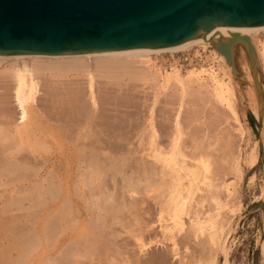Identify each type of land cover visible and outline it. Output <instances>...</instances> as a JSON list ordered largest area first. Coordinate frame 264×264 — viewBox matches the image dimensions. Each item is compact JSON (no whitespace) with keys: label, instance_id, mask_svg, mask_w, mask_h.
<instances>
[{"label":"bare ground","instance_id":"6f19581e","mask_svg":"<svg viewBox=\"0 0 264 264\" xmlns=\"http://www.w3.org/2000/svg\"><path fill=\"white\" fill-rule=\"evenodd\" d=\"M262 32L264 27L246 29L255 58L249 52L238 68H231L214 45L205 44L206 39L152 51L0 54V234L4 236L0 264H30L31 253L38 246H48L50 240L58 242L56 253L41 264H169L171 254L175 260L179 258L178 237L185 231L187 215L196 233L209 229L215 242V220L204 205L211 203L212 211L219 209V215L220 209L228 207L221 200V191L227 197L232 194L231 183L220 180L215 167L219 139L223 152L219 161L228 166L225 174L221 172L225 176L235 173L242 177V148L237 144L239 149L234 151L228 131L208 144L203 141L208 135L202 139L190 135L191 126L201 123L195 109L198 101L193 105L198 116L191 113L192 117L185 118L186 106L191 100L194 103L190 98L202 96L212 108L223 107L228 120L236 125L232 127L244 138L233 80L236 70L240 83L246 84L242 88L245 102L258 118L263 116L264 127ZM195 46L212 48L213 56L220 58L218 68L200 65L183 71L174 62L165 70L152 56L182 53ZM124 76L151 90L142 88L143 93H150L151 103L140 107V113L138 108L136 112L121 109L126 102L118 103ZM164 96L172 100L159 109ZM168 105L173 106L172 116ZM139 119L143 122L136 124ZM185 119L190 120L188 125ZM187 137L192 138L190 143ZM250 159L254 163V154ZM151 202L158 205V221L154 220L162 234L155 233L157 223L149 218ZM15 210L22 213L13 215ZM23 210L31 212L26 215ZM33 211L38 212L37 219H31ZM87 218L90 220L83 226ZM79 221L85 229L79 227L83 236L67 234ZM11 224H15L14 235L9 241ZM159 233L171 241L169 258L155 257L151 250L154 243L165 240L159 239ZM230 240L224 239L226 251ZM12 249L18 252L16 258L10 255Z\"/></svg>","mask_w":264,"mask_h":264},{"label":"water","instance_id":"95a60500","mask_svg":"<svg viewBox=\"0 0 264 264\" xmlns=\"http://www.w3.org/2000/svg\"><path fill=\"white\" fill-rule=\"evenodd\" d=\"M263 27L264 0H0V54L152 51L206 39L238 68L249 52L255 58L246 29Z\"/></svg>","mask_w":264,"mask_h":264},{"label":"rangeland","instance_id":"374dc122","mask_svg":"<svg viewBox=\"0 0 264 264\" xmlns=\"http://www.w3.org/2000/svg\"><path fill=\"white\" fill-rule=\"evenodd\" d=\"M259 38L264 39V32H262L259 35ZM209 49L210 48L205 50L199 46H195L193 49L183 51L182 53L165 52V53H162L159 55L153 54L152 56L156 60L158 65H160L165 70L171 69L174 62L176 63V65L181 67L183 71H186L187 69L192 68V66L197 67L200 65H204L206 67H210L211 65H214L215 68H218V65L220 63V61H219L220 58H217L216 54L213 56L214 53L210 52L212 48L210 50ZM196 50H199V52ZM189 66H191V67H189ZM121 79H122L121 80L122 82L119 80L121 82L120 83L121 88L123 89V90L121 89L122 92H120V93H122V95L119 93L121 95V96L119 95L121 99L116 94L118 97L117 99L121 100L118 102L119 104L121 102L123 104H125V102H126L125 106L121 104V107H122L121 109L126 107L125 110L132 112L134 109H137V108H138L137 110H139L143 107L145 108V105H147L146 104L147 102L149 104L151 103V101L149 100V99H151L150 93L148 95H147V93L146 94L143 93V91L145 89H147L148 86L142 87V84L131 79L129 76H124ZM233 80H234V83L236 84V87L238 88L237 93H238L239 100L237 102V109H238V112L240 113L239 114L240 119L244 125V130H245L244 138H241V136H239L240 133L235 130L236 125H235L234 121L233 120L230 121V119L228 120L227 113H226L225 109L221 106H219L217 109L212 108L214 106H209L210 105L209 103H208L209 105L205 104L206 102L204 101L202 96L201 97L200 96L194 97L195 101H194L193 97L189 99V101L191 99H193L194 103H192V100H191L189 102V104L186 106L187 107L186 110H188V112L186 111L187 113H185V118L192 117L194 115V113L197 115L196 111L194 110L193 105H195V103L198 101V103H196V105H198V107L195 105L196 106L195 109L198 108L196 110H197L199 116L198 115L197 116L199 117L201 123L194 124L191 126L190 129L193 133L189 130V133L191 132L190 135H196L201 139L207 135H208V137L213 136V138L211 140H210V137H209V139H208V137L207 138L205 137L203 139L204 143L208 144L210 142H216L222 136V134H224V133L227 134L226 131H228V134H231V136H232L231 139H233V140H231V139L230 140H231V145H233L232 148L234 149V151L235 150L237 151V149H239L238 148L239 146H240V148H242V161H241L242 177L238 178L235 173H228V175L226 174L227 177L222 174V173L225 174V171H226L225 169H227L228 166L223 164L221 161H219L220 160L219 156H222L220 154H223V152L221 150L222 142L219 139L220 144H218L217 147L221 150V152H219L220 151L219 150L216 153L217 154V162H216L217 166H215V167H216L217 173L221 174V176H220V174H218L219 177H221L220 180H222V178H223L225 181H227V183L228 182L231 183L230 190L232 191L231 192L232 194L229 197H227L228 194H227V192H225V190H223V192L221 191V194H220L221 200L223 202L227 201L224 203L227 204L228 207H224V208L220 209L221 211L219 212V215H216V213L218 212L219 209H215V211L214 210L212 211V209H214L213 208L214 206L210 202H209L210 205L207 202L204 205L205 207L203 209L205 210V212L207 214H210L215 220V225L217 227L216 235H215V239H216L215 242L212 241V239L210 237L209 229L204 234L196 233L194 228L192 227V220H191L190 216L189 217H188V215L185 216V219H184L185 223H186L185 231H183L178 237V243H179V247H180L179 258H177L178 260H175L174 258H176V256H174V253L171 254L172 252H170L171 241L168 240V242H167V239H165L164 236H161L163 231L161 228H158L159 223L156 222V220L158 221V216H159L158 215V209L156 207L158 205L156 204V202H151L153 204V205L150 204L152 206V209L150 210L152 215L150 213V216L149 215L148 216H149V218L152 217L153 220L156 219V220H154L157 223L155 225V226H157V227H155L156 228L155 233L157 231L161 233V234L160 233L158 234L159 239H165L164 241H162V243L159 242L158 244L156 243V245L154 243L152 245L153 248H151V250H152V252L155 251L154 252L155 257H159V255H165L166 256L169 252L172 255L171 259L169 258V257H171V255L168 254L169 257L167 255V257L170 260L169 264H171V263L177 264V262H178V264H226V261H225L226 260V258H225V251L226 250L224 248L225 246H223V245H224V239L227 242L229 240V238L231 240H230V243L228 244V251H226L228 253V261H229L228 264H264V127H263V123H262V126L260 125L258 117L250 109L248 103L245 102V99L243 97L244 94H243L242 88L246 87V84H244V85H243V83L241 84L240 78L238 79L237 76L235 75V73L233 74ZM260 81H261V88H262L263 101H264V77L263 76L260 77ZM125 84H129V85H127V87H126ZM132 86H134L135 88ZM254 86H255V84L253 82L252 88L254 90L253 89L252 90L256 94L257 91H256V88ZM142 88L144 90H142ZM44 89H46V88H44ZM131 89H133V90H131ZM54 90H56V89H54ZM147 90L149 91L150 89H147ZM147 90H145V91H147ZM56 91H58V90H56ZM129 91L131 94L129 93ZM170 93H172V92L171 91L168 92L169 95H170ZM135 96H136V98H135ZM47 97L48 96H46V98ZM165 97L166 96H164L162 98V100H163L162 104H160L158 106V108L164 107L165 101L169 102L170 100H172L170 96H169L170 98L168 96H167L168 98L166 97L169 100L164 99ZM117 99H116V101H117ZM144 100L146 102H144ZM201 102H203V103L201 104ZM138 104H139V107H137ZM128 105H130L131 107L130 106L128 107ZM127 107L130 109H128ZM172 107H173L172 105L167 106V108L169 109V114H171L170 116H172V114H173ZM159 109H161V108H159ZM191 110L194 112H191ZM134 111L136 112V110H134ZM139 113H140V110H139ZM191 113H193V115ZM121 115H123V113ZM124 115L126 118L128 117L126 114H124ZM140 115H142V114H140ZM160 116H159V119L161 118ZM170 116H168V117H170ZM251 116H254V118L256 120L255 126H252V124H251V121H250ZM185 120H184L185 124L188 125L190 123V120L189 119H185ZM227 120H228V122H227ZM140 121H141V119H139V121H134V122L139 123ZM141 122H143V121H141ZM166 124H168V122H166ZM232 126L233 127L235 126V128H233ZM221 132H222V134L220 135ZM226 134H224V135H226ZM191 137H189V138L187 137V141L189 143L192 140ZM164 138H167V136L166 137L163 136V139ZM136 140H137V138L135 139V141L134 140L133 141L136 142ZM237 144L239 146H237ZM235 147H236V149H235ZM252 154H254V157H255L254 163H252V161L250 159ZM220 165H221V167H218ZM217 167L220 168V170ZM0 189H3V188H0ZM206 195H209V193H206ZM200 196H201V194L198 197L200 198ZM26 204H27V206L29 205L27 203V201H26ZM231 207L233 210L230 209ZM27 211H28V213L31 212V211L29 212V210H26V212ZM230 211H232V212H230ZM23 212H24V210H23ZM34 212L35 211H33V216H31V219H34V217H35V219H37L36 217H38L37 216L38 212H37V215ZM155 212H157V213H155ZM12 213L13 212H11L10 214L12 215ZM17 213H22V210H21V212L19 210H17V211L15 210L13 215H15V214L17 215ZM28 213L24 212V214H26V215H28ZM10 214L8 217H10ZM86 220H87V222H86ZM86 220L84 221L83 226H86L85 223H88V221L90 219L87 218ZM80 223L81 222L79 221V222H77V225L75 224V226H71V228L66 230V233L67 234L68 233L69 234H75V235L77 234L78 237L77 236L76 237L79 238L80 234H82V232H80L81 229L82 228L84 229V227L82 226V223H81V225H80ZM14 225L15 224H11V228L9 226H8V228H10L12 231V226H14ZM80 226L82 227L81 229L79 228ZM83 229H82V231H83ZM158 229H160V230H158ZM77 231L80 233H78ZM10 233H9L10 235H8L9 241L12 239V237L14 235L13 231ZM1 234H3V233H1ZM1 234H0V239L3 236V235L1 236ZM7 234L8 233H6V237H7ZM82 236H83V234H82ZM0 241L2 242L3 240L1 239ZM9 241L5 240L4 242L6 244L7 242L9 243ZM52 241L53 240H50L48 242L49 243L48 246H47V244H46V246H42V245L38 246L39 249L36 248L35 249L36 251L34 250L35 252L31 253L32 255L28 259L29 262L32 261V262H30V264L31 263L32 264H37V263L41 264L45 260V258H47L51 255L52 256L55 255L57 247H58V242H56L54 240L53 241L54 243H52ZM163 242H165V243H163ZM2 244H4V243H2ZM50 244H52V245L50 246ZM164 244H166V245H164ZM167 245H168V247H165ZM47 247H49V248H47ZM167 248H169V249L167 250ZM18 249H20V248H18ZM13 250L14 249H12V251ZM12 251L10 250L9 252H12ZM14 251L10 255H12L16 258V256H18V254H17L18 252L16 250L14 253ZM164 251L165 252L167 251V252L165 253ZM9 252H6V253L9 254ZM158 252L160 254H158ZM6 253H4V254L6 255ZM4 254H3V260L5 259ZM156 254H158V256H156ZM10 255H9V257H10ZM1 257L2 256H0V260L2 261ZM9 257L6 256V258H9ZM7 260H9V259H7ZM10 260H11V258H10ZM3 263H5V262L3 261ZM7 264H11V263L8 262Z\"/></svg>","mask_w":264,"mask_h":264},{"label":"trees","instance_id":"16d2710c","mask_svg":"<svg viewBox=\"0 0 264 264\" xmlns=\"http://www.w3.org/2000/svg\"><path fill=\"white\" fill-rule=\"evenodd\" d=\"M250 121H251L252 126L256 125V120H255L254 116H251V120Z\"/></svg>","mask_w":264,"mask_h":264}]
</instances>
